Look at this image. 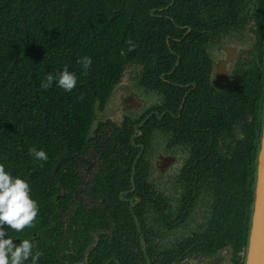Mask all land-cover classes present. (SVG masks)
<instances>
[{
	"label": "flooded vegetation",
	"instance_id": "1",
	"mask_svg": "<svg viewBox=\"0 0 264 264\" xmlns=\"http://www.w3.org/2000/svg\"><path fill=\"white\" fill-rule=\"evenodd\" d=\"M139 6L164 19V42L126 62L95 106L87 145L71 154L54 264H241L233 209L254 190L264 0Z\"/></svg>",
	"mask_w": 264,
	"mask_h": 264
},
{
	"label": "trees",
	"instance_id": "2",
	"mask_svg": "<svg viewBox=\"0 0 264 264\" xmlns=\"http://www.w3.org/2000/svg\"><path fill=\"white\" fill-rule=\"evenodd\" d=\"M141 1L0 0V163L29 181L39 205L33 227L8 232L13 239L33 240L42 253L39 264H54L57 202L71 196L69 160L87 145L95 106L108 100L126 62L149 52L150 41L164 42V33L156 31L164 19L143 14ZM85 55L93 61L86 74L76 63ZM65 65L77 73V87L65 92L54 83L42 89L46 74ZM33 146L46 151V162L29 156ZM105 155L112 170L117 159L109 150ZM57 185L64 193L57 194ZM251 198L253 192L233 209L235 227L242 230L236 240L241 264L251 211L244 205Z\"/></svg>",
	"mask_w": 264,
	"mask_h": 264
},
{
	"label": "clouds",
	"instance_id": "3",
	"mask_svg": "<svg viewBox=\"0 0 264 264\" xmlns=\"http://www.w3.org/2000/svg\"><path fill=\"white\" fill-rule=\"evenodd\" d=\"M123 54V53H122ZM86 74L92 66L90 56H82L76 60ZM78 76L69 71L65 65L56 73H48L41 82V88L48 90L55 85L65 92L77 87ZM28 154L35 161L46 162L48 154L35 146L28 149ZM39 213L38 202L32 196L29 181L20 175H13L0 163V264H39L42 253L35 249L33 240H14L8 230L22 233L31 228Z\"/></svg>",
	"mask_w": 264,
	"mask_h": 264
},
{
	"label": "water",
	"instance_id": "4",
	"mask_svg": "<svg viewBox=\"0 0 264 264\" xmlns=\"http://www.w3.org/2000/svg\"><path fill=\"white\" fill-rule=\"evenodd\" d=\"M255 163L254 190L243 264H264V112Z\"/></svg>",
	"mask_w": 264,
	"mask_h": 264
}]
</instances>
